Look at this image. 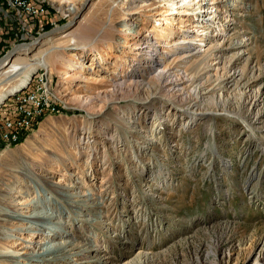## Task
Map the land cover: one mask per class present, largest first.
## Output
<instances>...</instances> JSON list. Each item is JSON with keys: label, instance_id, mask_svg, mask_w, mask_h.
Here are the masks:
<instances>
[{"label": "rangeland", "instance_id": "374dc122", "mask_svg": "<svg viewBox=\"0 0 264 264\" xmlns=\"http://www.w3.org/2000/svg\"><path fill=\"white\" fill-rule=\"evenodd\" d=\"M66 1L58 7L68 15L48 5L37 18L0 4V58L82 11L72 27L17 50L11 60L23 59L0 75L2 111L44 53L49 66L35 70L58 108L0 154V251L19 254H0V264L262 263L264 0ZM133 27L137 38L126 33ZM138 36L150 38L167 68L176 47L190 51L176 64L186 72L172 76L179 89L167 93L155 79L114 90L115 79L146 61ZM81 45L88 53L76 50L80 66L65 75L60 62ZM206 55L203 78L184 82L200 75L191 64ZM237 68L243 74L233 79ZM79 191L95 207L78 201ZM29 198L61 223L24 231L3 217L30 212ZM68 238L64 258L29 259Z\"/></svg>", "mask_w": 264, "mask_h": 264}, {"label": "bare ground", "instance_id": "6f19581e", "mask_svg": "<svg viewBox=\"0 0 264 264\" xmlns=\"http://www.w3.org/2000/svg\"><path fill=\"white\" fill-rule=\"evenodd\" d=\"M32 1H35L36 4H38V7H45L47 10V6L50 5L51 8L53 7L55 9V11L59 12L60 14H64V16L68 15L67 12L64 13L63 10L60 11V9L58 7V6H60V4L67 2L66 0H32ZM68 9L70 10L69 5H68ZM134 28L135 27H133L130 30H127L126 33L131 34L132 35L131 37L137 38V36L135 35L136 30ZM60 34H62V35L58 36L56 39L63 38L68 33L62 32ZM138 37L139 38L135 42L134 47L136 49L140 48V53L142 52L143 54H145L146 61H144V63H142L139 67H137L136 70H133V73L134 74L136 73V75H139L140 74L139 72H143V73L149 74V76L147 79L139 78L140 76L136 77L131 72L129 74L130 75L129 79L127 76H123L122 78H119L118 80H116V79L114 80V83L112 84L114 90H121V89H124L126 87L131 88L132 86H136V88H140V86H148L149 87L150 86L149 84L151 83V81H153L155 79L157 81L158 80L160 81L161 88L164 91H166L167 93H169L171 90H175L176 87H177V89H179L181 82H178V80H176L177 78H174L172 76H173V74H175L176 71H178V73H180L179 71L186 72V71L179 70L177 68L178 67L177 65H185V60L188 59V57L190 56V51L181 50V48L176 47L175 52H173L174 54H173V58L171 60V63L169 64V65H172V67L167 68L166 65L161 66L162 58L159 55L160 53L156 52V48L155 49L152 48L153 45H152V42L150 43V38H148L147 36H143V37L138 36ZM126 46H127V43H126ZM25 49H28V47ZM78 49L82 50L85 53L88 51V48L84 45H81L80 47H78V46L74 47V49L69 51L68 58H65V60H62L60 62V66H62V71H63V73H65V75L68 74L69 72H71L72 70H74L75 68L80 66L79 60L74 59V57H78V52L76 51ZM91 52H93L92 54H94V55H100L96 51L91 50ZM168 52L170 53L169 50L166 51V53H168ZM44 55L45 54L42 53L37 61L30 63L32 66L30 67L29 71L27 72L25 78L21 81V83H20L21 87H19L17 89L15 88L16 90L11 91V92H13V94H11L12 96H10V99H8V101H12V99H14L16 97H21L22 94H25L26 92H28L31 89H32L33 96H40V93L42 92L41 87L47 86V81L45 80L43 73L38 74V73H36L35 69L37 67L49 66ZM222 55H223V53H221V52H220V54L216 53L215 59H218L219 61L222 60ZM151 56H152V58H151ZM234 57H236V56L234 55L233 58ZM11 58L9 57V59H6L1 64L0 68L5 66V65H8V67H7V69H4L3 71H1L0 75L3 73L8 74V72L12 69V67L15 65V63H17L18 61L23 59L22 56H18V55H15L12 60H11ZM69 60H71V61H69ZM207 60L208 59H207V55H206V56H204V58L199 60V65H197L198 63L197 64H191V66L194 67L195 70L196 69L198 70L197 73L200 75H198L197 77H196V75L195 76L191 75L190 77L186 78V81H184V82H189L190 84L196 85L194 82H198L200 80V78H203V77H201V73L203 74L204 73L203 71L206 69L205 62H207ZM145 63H146V65L143 66ZM243 71H244V69H242V68L241 69L237 68V69H234L233 71H231V75L233 76V79L236 78L237 75H239L238 77L242 76ZM184 74H185L184 76L187 77V74L186 73H184ZM133 77H136V78L133 79ZM23 91H25V92H23ZM43 98L48 99L46 101L47 108L43 109V110H39L38 112H33L32 116L27 118L28 125H30V126L24 127L22 129V131H19V136L16 137L17 141H11V143H9L6 146L0 145V154L2 152V149L9 148L12 145L18 144L22 139L21 137L23 135H25L27 130L33 128L36 124L39 123L40 118H42L46 114L54 113L58 110L56 104H54L53 100H51V98H50L49 90L43 91ZM0 99H1V97H0ZM146 100H150V98H147ZM4 103H6V101H4ZM26 103H29V96L22 97V104H26ZM190 116H191V121H193L195 119L194 116L193 115H190ZM123 121H126L128 123L126 118H124ZM137 123L138 122L135 123L134 127H138ZM1 129H2V122L0 121V130ZM261 140H264V136H261ZM1 159H2V157H1ZM16 192H18V197H19L20 195H23L25 190L22 188ZM58 194L65 196L64 192L59 193V191H58ZM75 194L77 196L80 195V197L78 196L79 197L78 201L80 200L82 202V201H85V199H87V202H89L90 205L89 204H86V205L95 207L96 203H93L92 202L93 200H91L92 198L87 196V195H89V193L79 191L78 193H75ZM22 203L25 207H28V208H30V206H33V209L31 207L30 212L28 211V212H26V214H20V213H16V212L5 213L3 215V217H5V219L8 222H12V223L14 221L20 222L21 225H23V226H21V229H23L24 231L30 230V229L32 231H38V229H43L44 227H46V225L49 228H52V227H55V225H59L61 223V221L58 220V221H56V224H52L51 220H50L52 218L51 214L42 212L41 210L34 209V208H38V206L40 204V201L37 198L36 199L29 198ZM48 215H51V216H48ZM25 224H27V225H25ZM36 227H38V228H36ZM49 231H51V230H49ZM55 234H59V232H57V230H56L55 233H50V237L51 238L54 237ZM72 242H73V240H71L69 238L67 240H63V242H59V243H48L47 242L43 247H39V250L37 252L31 253V255L28 257H30L29 259H32V260H36V261L39 260V261H46V262L55 261L61 257L64 258V256H66V255L65 254L62 255L63 252H61V251H63V249H65L66 245L72 244ZM0 254L6 258H10V257H13L15 255L16 256L19 255L18 253H12L9 251H5V252L0 251ZM261 260H262L261 261L262 263H260V264H264V258ZM24 264H26V263H24Z\"/></svg>", "mask_w": 264, "mask_h": 264}, {"label": "built area", "instance_id": "2783aa9c", "mask_svg": "<svg viewBox=\"0 0 264 264\" xmlns=\"http://www.w3.org/2000/svg\"><path fill=\"white\" fill-rule=\"evenodd\" d=\"M0 4L33 18L45 16L44 14L47 12L45 7H38V4L32 0H0ZM1 5L0 9H3ZM41 88L40 96H33L31 89L22 94L21 97L12 99L9 107L0 111V121L2 122V129L0 130L1 146H6L11 141H17L16 137L19 136V131L30 126L27 118L32 116L33 112L47 108L46 101L48 99L43 98V91L49 90V88L48 86H42ZM26 96H29V103L22 104V97Z\"/></svg>", "mask_w": 264, "mask_h": 264}, {"label": "water", "instance_id": "95a60500", "mask_svg": "<svg viewBox=\"0 0 264 264\" xmlns=\"http://www.w3.org/2000/svg\"><path fill=\"white\" fill-rule=\"evenodd\" d=\"M89 1H90V0H86V1H85V5H87ZM81 16H82V11H80L78 14H76V15L73 17L72 20L65 22V24H62V25H60V26H57L56 28H53V29L48 30V31H46V32H44V33H41V35H39L38 37L32 39L31 41H27V42H25V43H21V44H18V45H16V46H14L13 48H11V49L9 50V52H7V53L4 54L3 56H1V58H0V66H1V64L3 63V61H5L6 59H9V57L11 58V57L15 54V52H16L17 50L25 49V48H27V47H29V46H31V45L36 46V45H38V44L41 42V39L46 38V37H49V36H51V35H54V34H56V33H57L58 31H60V30H64V29H67V28H69V27H72L73 25H75V24L77 23L76 21H77Z\"/></svg>", "mask_w": 264, "mask_h": 264}]
</instances>
